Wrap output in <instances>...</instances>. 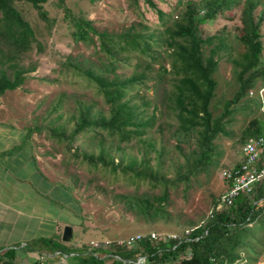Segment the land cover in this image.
I'll use <instances>...</instances> for the list:
<instances>
[{"label":"trees","instance_id":"16d2710c","mask_svg":"<svg viewBox=\"0 0 264 264\" xmlns=\"http://www.w3.org/2000/svg\"><path fill=\"white\" fill-rule=\"evenodd\" d=\"M17 1L29 2L38 9L41 16L47 18L42 8L47 0H0V97L18 88L27 76L25 72L33 68L21 62L32 43L35 41L36 46L40 50L42 48L29 20L17 7ZM145 1L156 11L158 26H151L142 17L118 30H100L92 19L78 15L70 7L64 6L65 16L70 15L68 20L72 28L69 34L73 40L82 41L93 49L89 53L80 51L79 56L74 58L68 56L65 70L71 67L75 74L93 83L108 106L96 107L95 101L74 98L75 110L67 120L72 126L68 127L67 122L56 127L50 125V134L56 135L61 141H71L78 132L89 133L88 142L92 147L83 146L79 152L73 150L75 156L80 155L82 162L114 174L122 172L129 182L144 181L150 189L162 187L159 193L152 195L149 192L119 194L128 209L152 220L167 216L169 185H176L178 180L187 182L189 175L202 169L207 170L212 163V159H209L212 157L210 146L205 141L225 129L215 119L216 116H212L210 105L213 100L221 103L226 114L231 115L229 122L234 112L241 113L242 118L245 113L249 116L252 113L253 108L247 102L238 104V101L242 100L246 88L253 84L256 76L264 75V64L260 58L263 49L261 25L264 21V0H178L179 4H183L178 14L164 11L153 0ZM56 3L63 5L64 0ZM235 6L241 8V25L234 42L224 28L204 35L200 29L201 23ZM239 45L243 48L235 47ZM222 56L232 64L234 82H237L233 89L223 91L219 90V80L214 76ZM166 60H169L168 66L165 65ZM154 64L158 65L154 67ZM130 65V73L117 71L120 67ZM150 79L159 82L158 86L162 85V90L159 92L157 87L153 96L146 94L151 87L148 85ZM64 97L65 93L58 96L56 106L61 104ZM163 111L167 113L162 118ZM174 117L177 123H174L172 133L178 140L195 138L196 147L184 154L186 171L169 180L162 169L161 155L164 148L157 145L153 130H159L161 122L173 124L171 121ZM256 120L252 119L251 122ZM35 127L41 130V126ZM32 128L28 127L27 133H23L22 143L29 139ZM243 131L254 134L259 129L253 125ZM132 142L139 145L142 154L126 151ZM178 147L181 149L180 145ZM151 151L154 152L153 156L148 155ZM152 157L156 160L154 165L150 163ZM213 180H216L215 177ZM58 185L67 193L63 198L72 199V186ZM237 195L232 203L220 208L218 196L212 194L209 215L205 221L194 228L191 226L186 235L183 231L180 234L176 232L179 237L168 238L167 232H159L158 236L152 238L151 231L138 232L142 237L130 247L120 241L134 234L117 240L103 239L99 249L101 254L95 249L84 252L85 246L74 247L53 238L39 237L35 241L61 252L77 251L73 257L80 264H103L105 258L102 254L109 250L111 256L108 257L113 258L114 264L124 263L115 254L121 258H135L138 253L148 255V264H237L240 260L255 262L262 252L253 248L249 233L255 237L254 229L264 223L263 205L260 204L257 209L258 204L253 205V199L248 194L240 192ZM252 207L254 211L250 214ZM247 218L254 219L253 227L247 224ZM184 221L197 225L191 219ZM258 239L261 243L262 239ZM104 243L106 245L103 246ZM245 247L247 249L244 252ZM4 255L8 258L4 264H12L15 255L13 249L0 251V261Z\"/></svg>","mask_w":264,"mask_h":264},{"label":"rangeland","instance_id":"374dc122","mask_svg":"<svg viewBox=\"0 0 264 264\" xmlns=\"http://www.w3.org/2000/svg\"><path fill=\"white\" fill-rule=\"evenodd\" d=\"M57 1L47 0L42 4V8L46 11V19L29 2H16L17 7L32 25L36 39L42 43V48L40 50L35 41L32 43L31 48L22 56L21 62L22 65H32L33 68L25 72L27 76L18 88L6 92L0 97V122L12 127L15 132L21 133L19 140L23 133H27L28 127H33L27 143L31 147L33 146L32 150L37 162L43 172L50 175V179L53 181L47 180L49 184L41 179L39 193L45 191L46 197L48 196V198L43 196L45 198L41 199V203L44 199L55 203V200L58 199L60 203L66 205L76 217V228L74 227L73 234H78L80 239L82 236L85 240H117L129 236V234L146 233L147 231L175 232L174 234H177L176 232L180 234L182 231L183 233L187 232L193 223L188 224L184 220L191 219L194 223H198L201 219L206 218L211 207L212 194L217 197L223 190L224 186L218 179V171L215 172L214 166L209 169V165L207 170L202 169L196 174L189 175L187 182L178 180L176 185H169V196L166 203L167 216L147 220L144 215L128 209L119 194L149 192L152 195L159 193L162 187L157 186L150 189L147 182H129L127 176L122 172L114 174L82 162L80 155L75 156L73 150L76 149V152H79L83 146L92 147V144L88 142L89 133L78 132L71 141L67 139L61 141L56 135L50 134L52 126L65 124L74 113L76 103L74 98L87 102L95 101L94 106L96 107L107 108L108 106L93 83H89L83 76L75 74L71 67L65 70V61L68 56L74 58L79 56L80 51L89 53L93 49L87 47L82 41L73 40L69 34L72 28V24L68 20L70 15L65 16L64 6L70 7L78 15L82 14L92 19L100 30L103 28L118 30L129 25L132 21L141 20L142 17L151 26H158L159 19L156 11L145 0H64L63 5H57ZM153 1L166 12L172 11L178 14V10L183 9V4H179L178 0ZM177 4L179 5L177 6ZM240 14L241 8L235 6L230 11L219 12L211 20L201 23L200 29L206 35L224 28L229 32L230 39L234 42L235 35L240 30ZM261 27L263 32L261 35L263 42L261 58L264 59V21ZM235 47L243 48L242 45ZM168 61H165L167 66L169 65ZM157 65L154 64V67ZM117 71L130 73L132 65L120 67ZM214 76L219 80V90L234 88L232 64L225 57H220ZM158 84L159 82L156 83L154 79H150L148 85L151 87L147 89L146 94L153 96L157 87L160 92L162 85L158 86ZM61 93H65V97L61 104L56 106L57 98ZM241 101L239 100L238 104H242ZM222 109L223 105L217 100H213V110L221 111ZM246 112L248 113V109ZM166 113L167 111L162 112V118ZM67 123L68 127L72 126V123ZM171 123L173 124L161 122L159 130L157 128L153 130V138L157 145L164 148L161 155L162 169H164V176L169 180L186 171L184 154L189 153L195 145V138L178 140L172 133L176 124L173 118ZM262 123L264 124V121ZM241 125L242 114L234 112L233 119L227 123L230 134L220 135L213 144V155L214 157L219 156L222 166H229L238 160L235 155L238 153L239 144L234 149L227 143L237 136ZM35 126H41V130H37ZM178 145L181 146V149ZM138 146L133 142L129 143L126 151L138 152L137 155L142 154ZM148 155L153 156L154 152L151 151ZM155 162V158L152 157L150 163L154 165ZM214 177L217 181L213 180ZM54 182L61 183L65 187L66 185L72 186L74 198H62L66 197L67 193L60 187L61 185L58 187ZM49 185L50 188L46 191ZM29 193L30 191H28ZM249 196L252 199L251 195ZM254 232L255 237L249 233L253 248L256 251L264 252V223H260ZM86 235L88 236L86 237ZM258 238L262 239L261 243ZM246 249L247 247L244 248V252ZM259 263L263 264V261H259Z\"/></svg>","mask_w":264,"mask_h":264},{"label":"crops","instance_id":"0c3cea01","mask_svg":"<svg viewBox=\"0 0 264 264\" xmlns=\"http://www.w3.org/2000/svg\"><path fill=\"white\" fill-rule=\"evenodd\" d=\"M20 135L12 127L0 122V251L13 249L15 255L12 264H80L73 257L77 251L61 252L35 241L39 237H46L74 247L85 246L84 252L95 249L100 253L101 246H95L93 242L101 243V240H85L81 235L80 239L78 234H73V230L69 240L62 238L66 224L71 225L72 229L76 228L75 214L62 202L63 206L59 204L58 199L55 203L44 199L41 203V199L46 197L45 191L39 193L41 179L53 181L41 169L33 146L27 141L22 143ZM49 188L50 185L46 191ZM109 251L102 254L105 258L103 264H114L113 258L108 257L111 256ZM7 260L6 255L1 256L0 264Z\"/></svg>","mask_w":264,"mask_h":264},{"label":"clouds","instance_id":"9594fccd","mask_svg":"<svg viewBox=\"0 0 264 264\" xmlns=\"http://www.w3.org/2000/svg\"><path fill=\"white\" fill-rule=\"evenodd\" d=\"M260 58H261V53H260ZM262 62L264 64V59H262ZM261 76H263V78H261ZM261 76L260 77L256 76V79L253 82V84H250L246 88L247 91L244 93V96L242 98L241 102L242 103L247 102V104L253 109L249 117L246 113L244 114L245 116L242 118V125H241L239 132L237 133V136L232 138L227 143V145H230L234 149H236L237 144H239L238 153L235 155L238 157V160L229 166H222V164H220L219 156L214 157L212 147H213L215 140L220 135L230 134V131L227 127V123L229 122L228 118H230L231 115L226 114V110H224V108L221 111H214L213 104L211 103L210 105V108L212 110V116L213 117L216 116L215 119H217L220 122V124L224 125L225 127V129L223 128V130L217 132L215 135L209 136L210 139L205 141L209 143V146H210L209 151L212 155V157L209 158L210 160L212 159V163L210 164L209 169H211L213 166L215 167V172L218 171L217 172L218 174L216 173L218 176V179H220L222 186H224L223 190L218 195V201H219L218 207L220 208L224 205H228L232 203L234 198L238 196L237 194H240L241 192V193L251 195L253 199L252 204L253 205L258 204L257 209L260 204L263 205L262 211H264V173L262 175H258L261 173V170H264V124L262 123L264 121V75H261ZM234 83L237 86L236 80ZM173 119H174V122L177 123L176 117H174ZM252 119H257V120L256 122L252 123L251 122ZM253 125L258 127L259 129L258 132H255L254 134L253 132H249V134H246V132L244 133L243 130L247 126L253 127ZM195 147L196 145H194V147L192 148H195ZM227 173H230V175L227 176L226 175ZM251 174H254V175L256 174V176L252 177V179L249 180L248 182L249 187L245 188L241 186L237 193H234L233 195H231L230 201L226 200L224 195L231 193L236 182L240 183V181L236 180V176H239V177L244 176V180H246L249 178ZM252 193H254L256 196L254 197L253 196L254 194ZM253 211L254 210L252 207L250 210V214ZM207 215H209V211ZM248 219L249 218H247V220ZM204 221H205V218L201 219L197 223V225H194L192 227L194 228L195 226H198ZM253 223H254V219H249V222L247 224L253 227ZM184 232H185V229H184ZM157 234L159 235V233ZM171 234L173 233H168L167 237L171 238L172 237L170 236ZM184 234L186 235V233ZM177 236L179 237L178 234H176L175 237ZM187 255H189V253H187ZM119 259L123 261V259H126V258L120 257ZM259 261H263V264H264V252L261 253L260 257L255 262L240 260L237 262V264H260ZM177 263L178 262L173 263V264H177Z\"/></svg>","mask_w":264,"mask_h":264},{"label":"built area","instance_id":"2783aa9c","mask_svg":"<svg viewBox=\"0 0 264 264\" xmlns=\"http://www.w3.org/2000/svg\"><path fill=\"white\" fill-rule=\"evenodd\" d=\"M264 173V170H261V173L260 174H258V175H262ZM227 176H229L230 175V173H227L226 174ZM256 176V174L254 175V174H251L250 176H249V178L248 179H246V180H244V176H236V180H238V181H240V183H235V185H234V188L232 189V191H231V193L230 194H226V195H224L225 196V199L226 200H228V201H230L231 200V195H233L234 193H237L238 192V190H239V188L242 186V187H245V188H248L249 187V180H251L252 179V177H255ZM186 234H188L189 233V229H188V231L187 232H185ZM156 236H158V234L157 233H155V232H150V237H152V238H155ZM170 236H172V237H175L176 236V234H171ZM142 237V235L141 234H139V233H137V234H134V235H131L129 238H127L126 240H124V241H120L121 243H126V245L128 246V247H130V246H132V245H134V244H136L137 243V241L140 239ZM93 244L95 245V246H101V243H99V242H97V241H95V242H93ZM103 246L104 245H106L105 243L104 244H102ZM115 256L116 257H118V258H120V256L119 255H117V254H115ZM123 261H124V264H148V255L147 254H145V253H138L137 255H136V257L135 258H126V259H123Z\"/></svg>","mask_w":264,"mask_h":264},{"label":"water","instance_id":"95a60500","mask_svg":"<svg viewBox=\"0 0 264 264\" xmlns=\"http://www.w3.org/2000/svg\"><path fill=\"white\" fill-rule=\"evenodd\" d=\"M72 226L69 224H66L63 228V232H62V238L64 240H69L71 235H72Z\"/></svg>","mask_w":264,"mask_h":264}]
</instances>
